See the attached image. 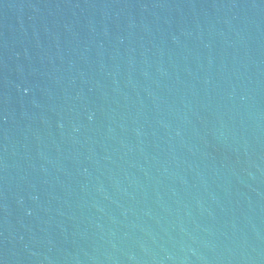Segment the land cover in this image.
<instances>
[{
	"label": "water",
	"instance_id": "water-1",
	"mask_svg": "<svg viewBox=\"0 0 264 264\" xmlns=\"http://www.w3.org/2000/svg\"><path fill=\"white\" fill-rule=\"evenodd\" d=\"M0 264H264V0H0Z\"/></svg>",
	"mask_w": 264,
	"mask_h": 264
}]
</instances>
